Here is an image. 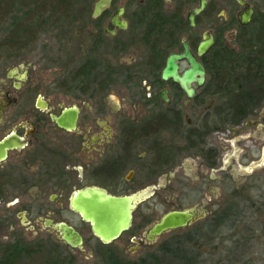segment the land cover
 I'll return each mask as SVG.
<instances>
[{"label": "flooded vegetation", "instance_id": "1", "mask_svg": "<svg viewBox=\"0 0 264 264\" xmlns=\"http://www.w3.org/2000/svg\"><path fill=\"white\" fill-rule=\"evenodd\" d=\"M70 1L64 25L38 30L32 43L36 48L51 29H63L54 44L78 67L62 96L30 85L36 61L0 73V241L52 244L64 253L73 249L61 238L66 227L84 245H111L73 208V198L88 190L148 193L121 238L152 244L145 237L170 211L197 216L158 237L213 230L230 205L217 192L228 194L231 176H254L263 167L264 101L231 123L225 76L216 78L214 66L221 51L237 49L255 30L260 37L254 22L264 0ZM208 40L213 45L199 55ZM193 62L205 69L203 86L187 74ZM232 161L244 166L232 169ZM166 192L174 194L167 211Z\"/></svg>", "mask_w": 264, "mask_h": 264}, {"label": "trees", "instance_id": "2", "mask_svg": "<svg viewBox=\"0 0 264 264\" xmlns=\"http://www.w3.org/2000/svg\"><path fill=\"white\" fill-rule=\"evenodd\" d=\"M70 2L72 6L70 0H0V30L5 35L0 39V51L8 53L9 57H17L32 45L38 30H48L63 22L66 12L71 10V6L67 7ZM254 26L260 29V37L257 38L255 30L251 38L239 40L237 49L221 51V59L214 66L215 76H225L224 89L230 98L231 123L245 120L264 101V12L255 19ZM243 209L240 204L231 202L211 233L216 235L223 224L224 227H236V223L245 216L241 214ZM200 231H191V237H176L165 242L160 252L150 255L149 259L124 261L110 248L104 254L109 264H166L164 257L177 264H201L203 245L199 238L206 234ZM0 264L75 263L74 258L64 255L57 245H21L0 241Z\"/></svg>", "mask_w": 264, "mask_h": 264}, {"label": "rangeland", "instance_id": "3", "mask_svg": "<svg viewBox=\"0 0 264 264\" xmlns=\"http://www.w3.org/2000/svg\"><path fill=\"white\" fill-rule=\"evenodd\" d=\"M56 25L60 27L64 23L59 22ZM62 30L61 28L58 30L51 29L47 33L49 37L43 36L39 45L35 46L36 48H33L34 45H28L15 58L9 57L6 52L0 51V73L20 62L26 61V66H29L32 62L36 61L37 67L36 70L31 72L32 81L30 85H39L40 90L44 94L47 90H50L61 97L62 94L59 91L63 87L62 84L68 78V75L72 72L74 73L78 67V59H68L61 51L62 45L58 44L62 40L55 39L57 35L61 38ZM3 32L0 30V39L5 38ZM49 39L52 44L45 46L44 43ZM57 40L58 43L54 44ZM71 46H74V44H71ZM261 138L264 141V134L261 135ZM260 164L263 167L254 176H231L229 178L230 188L228 194H225V191L221 190L217 192L219 200H221L222 196L228 197L230 203L235 202L240 204L241 208H244L241 214L245 216L236 223V227L234 228L226 226L221 228L216 235H213L211 230L200 231L193 228L182 234L172 233L165 235L158 238L153 244L141 245L134 243L132 238L128 237H122L107 246L95 240H88L82 252L69 249L64 252V255L69 258L73 257L75 264H109L104 252L110 248L124 261L149 259L150 255L160 252L165 242L176 239L177 235L182 237L186 233H191V231H200L202 234H206L205 237L199 238V241L203 245L201 264H264V158L261 159ZM240 166L243 167L244 164L239 165L235 161H232V169H238ZM189 167V171L192 173L189 172L188 174L195 176L192 164ZM243 181H246L244 184L247 185V189L244 192L241 189L242 185H244H241ZM236 187H239L238 190H241V192L236 193ZM173 195V193L166 192L167 203L165 211L168 210L170 206L168 201H172ZM136 238L139 239L141 237ZM164 261L166 264H177L169 257H164Z\"/></svg>", "mask_w": 264, "mask_h": 264}, {"label": "water", "instance_id": "4", "mask_svg": "<svg viewBox=\"0 0 264 264\" xmlns=\"http://www.w3.org/2000/svg\"><path fill=\"white\" fill-rule=\"evenodd\" d=\"M251 14L252 11L242 21L243 24H248ZM213 43V40H208L201 44L198 54H204ZM188 58L190 57L188 56ZM187 74L191 78H195L197 74L199 76V86H203L205 83V69L200 63L193 62V69ZM176 79L178 80V77ZM58 121L63 123L62 119H58ZM147 196L148 193L134 196H113L102 190H88L73 198V208L81 214L85 221L91 224L97 238L104 244H111L131 228L136 203ZM196 216L197 213L194 210L168 212L152 227L147 237H145V242L154 243L160 238L158 236L163 233L186 227ZM64 233V237L61 238L67 245L73 249L82 250L84 248V240L79 233L66 227ZM132 241L138 245L142 244V241L136 237L132 238Z\"/></svg>", "mask_w": 264, "mask_h": 264}]
</instances>
